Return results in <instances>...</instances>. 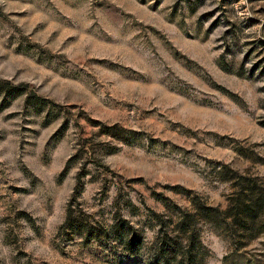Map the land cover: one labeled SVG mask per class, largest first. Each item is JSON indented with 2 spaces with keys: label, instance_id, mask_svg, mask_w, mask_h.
<instances>
[{
  "label": "rangeland",
  "instance_id": "1",
  "mask_svg": "<svg viewBox=\"0 0 264 264\" xmlns=\"http://www.w3.org/2000/svg\"><path fill=\"white\" fill-rule=\"evenodd\" d=\"M240 175L264 187V0H0V264H149L69 205L148 246L149 208L225 211ZM249 226L205 224V264H264Z\"/></svg>",
  "mask_w": 264,
  "mask_h": 264
},
{
  "label": "trees",
  "instance_id": "2",
  "mask_svg": "<svg viewBox=\"0 0 264 264\" xmlns=\"http://www.w3.org/2000/svg\"><path fill=\"white\" fill-rule=\"evenodd\" d=\"M239 177L249 182L241 184L235 202L229 204L225 211L198 199H193L190 207L176 206V211L168 209L167 213L149 208V217L157 230L154 240L148 246L144 242L143 229H137L129 220L119 217V214L108 226L99 223L96 226L82 225L73 216L71 203L67 224L82 234L85 241L107 239L121 244L129 254L145 252L149 264H205L207 248L202 240L205 224L213 228L224 226L230 233L247 232L249 225L257 219L264 225V187L247 176Z\"/></svg>",
  "mask_w": 264,
  "mask_h": 264
}]
</instances>
